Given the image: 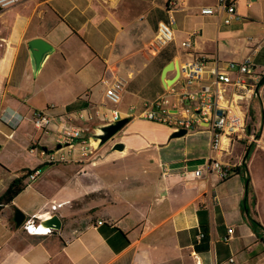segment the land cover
Instances as JSON below:
<instances>
[{"label":"crops","instance_id":"obj_1","mask_svg":"<svg viewBox=\"0 0 264 264\" xmlns=\"http://www.w3.org/2000/svg\"><path fill=\"white\" fill-rule=\"evenodd\" d=\"M176 3L173 39L154 54L150 42L167 12L153 0H23L0 8V196L16 177L44 165L27 152L51 136L33 127L36 110L60 114L99 103L103 80L115 77L126 80L124 109L165 92L164 66L196 56L237 62L251 55L264 73V0H235L237 16L229 23L226 13H201L217 0ZM32 38L54 48L36 75L27 45ZM173 75L169 70L165 77ZM257 92L240 101L244 131L257 142L225 137L215 154L238 166L252 144L247 171L226 179L206 169L200 178L182 175L209 156L210 130L171 137L165 125L131 118L114 139L123 150L105 155L98 149L95 161L48 164L46 178L41 169L36 180L26 177V187L0 211V264H227L230 257L235 264H264V231L251 227L242 208L246 196L245 211L264 228V83ZM15 118V126L7 121ZM110 156L122 162L99 175L94 169ZM17 210L24 214L19 227ZM53 213L60 230L32 222Z\"/></svg>","mask_w":264,"mask_h":264},{"label":"built area","instance_id":"obj_2","mask_svg":"<svg viewBox=\"0 0 264 264\" xmlns=\"http://www.w3.org/2000/svg\"><path fill=\"white\" fill-rule=\"evenodd\" d=\"M21 1L23 0H0V8ZM176 9V0H168L166 19L157 23L154 37L150 42L152 54L172 41ZM215 11L226 13L228 16L223 22L229 23L232 16H237L235 0H217L214 7L201 9V13L204 14ZM182 45L189 46L190 43L183 42ZM178 68V78L165 87L164 93L152 99L141 98L137 102L127 104L124 109L118 106L122 103L126 80L115 77L111 81L103 80L105 89L99 103H88L84 107L60 114L52 113L50 108L36 110L31 118L32 125L43 136L51 135L48 142L55 144V148L49 150L46 147L47 142H32L27 147L28 154L42 164L82 163L89 160L96 150V144L89 136L94 125L115 122L127 116L139 117L165 125L173 131L185 129L188 132L198 127L208 128L211 132L209 156L202 165L189 170L184 168L181 174L200 178L206 169L207 172L213 171L221 179L228 178L233 167L216 159L215 154L221 151V142L225 137H246L250 142H257L254 135H246L244 131L245 113L240 101L257 95L261 75L255 70L251 55L237 62H221L217 58L208 62L206 57L196 56L178 64ZM7 121L15 126L20 118ZM78 121L83 125H79ZM52 123L57 124L53 132L50 130ZM40 174V168L36 167L27 174V179L32 182ZM51 209H55V206ZM32 222L36 226L35 220ZM232 231V228H227L228 234ZM227 264H235L234 258H228Z\"/></svg>","mask_w":264,"mask_h":264},{"label":"water","instance_id":"obj_3","mask_svg":"<svg viewBox=\"0 0 264 264\" xmlns=\"http://www.w3.org/2000/svg\"><path fill=\"white\" fill-rule=\"evenodd\" d=\"M29 49L30 63L33 75H36L43 62L47 57L54 51L53 46L42 38H32L27 43ZM169 70H174V75L171 78H166V72ZM179 76L178 64L170 62L164 66L160 73V78L164 87L171 85ZM131 120V117H123L115 122L101 123L93 126L92 131L89 133V136L94 140L96 144V149L102 147L107 142H110L109 152L112 151H121L124 148L122 142H114V137L118 134L121 129ZM187 133L185 129H179L172 132L171 137H181ZM14 222L17 227L22 225L24 222V214L17 210L14 214ZM37 227L47 228L51 231L60 230L62 227V222L59 216L55 213L51 214L48 217L38 219L35 221Z\"/></svg>","mask_w":264,"mask_h":264},{"label":"trees","instance_id":"obj_4","mask_svg":"<svg viewBox=\"0 0 264 264\" xmlns=\"http://www.w3.org/2000/svg\"><path fill=\"white\" fill-rule=\"evenodd\" d=\"M264 83V73L261 75L260 81L258 83V87H260ZM252 145V144H251ZM251 145L246 149L245 154L243 156L242 162L238 166H234L232 168V172L239 173L242 170L247 171V164L246 161L250 158V151H251ZM29 171L24 172L22 175L16 177L7 187V189L4 191V193L0 196V211L3 209V207L7 204H10L14 197L21 192L27 185L25 182V179L27 177V174ZM246 188L248 187L249 182V176L247 175L245 178ZM245 203H246V196L242 199V208L243 211L247 217V220L249 221L251 227L257 231L258 229H262L264 231V228L259 224L258 221L252 219L249 217L248 212L245 211Z\"/></svg>","mask_w":264,"mask_h":264},{"label":"rangeland","instance_id":"obj_5","mask_svg":"<svg viewBox=\"0 0 264 264\" xmlns=\"http://www.w3.org/2000/svg\"><path fill=\"white\" fill-rule=\"evenodd\" d=\"M167 1L168 0H153V2L154 3H157V4H162V5H166V3H167ZM192 2H200V1H203V0H191ZM129 3V5L131 6V4H132V2L131 1H129L128 2ZM173 29H174V27H173ZM118 107H120V108H122V107H124V105H120V106H118ZM121 132H122V130H121ZM121 132H119L118 134H116L115 135V137H114V139H117L119 136H121ZM85 137H87V135H85ZM110 146V142H107L106 144H104L102 147H100V148H97L96 150H98L99 152H104V150H105V155H107V154H110V153H108V150H109V147ZM46 147L49 149V150H52V149H54L55 148V144H53V143H49L48 141H47V143H46ZM112 153V152H111ZM156 151H155V149L154 148H152V149H150V151H149V154H151L152 155V159H153V161H154V163H156L157 161H156ZM98 157H97V155H96V151L94 152V154L89 158V160L90 161H95L96 159H97ZM89 160H87V161H85L84 163H88V162H90ZM106 160H107V162H105V165H103V166H100V167H97V168H95L94 170L99 174V175H101L102 174V171H104V169H107L108 167H112L113 166V164H118V162L117 161H120V162H122L121 160H115V157H108V158H106ZM113 162H115V163H113ZM119 162V163H120ZM115 167H116V165H115ZM49 168H53V167H50V165H48V164H44V165H42L41 167H40V169L41 170H43V172H42V176L44 177V178H46L47 177V175H48V171H49ZM112 168H114V167H112ZM115 169V168H114ZM110 177L111 178H117L118 177V175L116 174V175H113V174H111L110 175Z\"/></svg>","mask_w":264,"mask_h":264}]
</instances>
